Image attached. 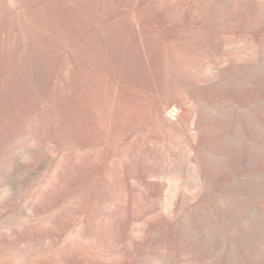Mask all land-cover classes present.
<instances>
[{
    "label": "rangeland",
    "instance_id": "rangeland-1",
    "mask_svg": "<svg viewBox=\"0 0 264 264\" xmlns=\"http://www.w3.org/2000/svg\"><path fill=\"white\" fill-rule=\"evenodd\" d=\"M0 264H264V0H0Z\"/></svg>",
    "mask_w": 264,
    "mask_h": 264
}]
</instances>
